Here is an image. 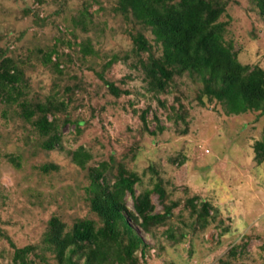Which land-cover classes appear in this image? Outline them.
Wrapping results in <instances>:
<instances>
[{"label": "rangeland", "instance_id": "1", "mask_svg": "<svg viewBox=\"0 0 264 264\" xmlns=\"http://www.w3.org/2000/svg\"><path fill=\"white\" fill-rule=\"evenodd\" d=\"M117 1L0 0V61H22L26 98L65 104L57 116L58 144L50 152L25 142L29 127L0 104V264H13V248L6 237L16 248L33 245L40 252L52 217L65 223V233L78 219L98 222L85 192L88 170L75 165L70 156L80 147L91 155L86 168L108 164L104 175L111 186L117 167L135 174V193L150 191L154 213L162 211L152 192L157 184L166 192L165 203L179 204L152 234L131 224L151 247L139 264H264V162H256L253 150L263 137L264 114L229 115L205 98L201 105L196 96L201 86L187 76L175 78L165 93L146 91L127 33L130 24L115 11ZM218 22L221 45L236 62L264 71V19L253 0H228ZM145 36L154 54L161 55L152 33L146 31ZM84 43L94 55L83 57ZM53 47L58 54L70 55L71 61L62 56L63 74L43 64L37 51ZM147 55L140 56L146 60ZM113 56L116 61L103 79L129 92L118 98L97 74ZM77 82L80 88L68 95L64 87ZM65 118L70 122L63 123ZM76 121L82 125L77 127ZM152 131L156 134L150 135ZM9 156H20L21 167L16 168ZM46 164L57 170L43 173L40 167ZM194 196L210 205L203 230L190 229L195 220L184 207ZM122 201L135 213L129 194ZM167 228L185 233L184 238L169 240ZM44 254L45 261L35 259L34 264H58L51 252Z\"/></svg>", "mask_w": 264, "mask_h": 264}, {"label": "trees", "instance_id": "2", "mask_svg": "<svg viewBox=\"0 0 264 264\" xmlns=\"http://www.w3.org/2000/svg\"><path fill=\"white\" fill-rule=\"evenodd\" d=\"M227 1H117L115 11L130 24L127 33L144 74L146 91L153 94L165 93L175 78L187 76L194 84L199 83L201 86L196 92L201 105H204L205 98L208 103L220 104L229 115L254 111L259 115L264 114V71L241 66L221 45L222 23L218 19L225 12ZM253 2L257 13L264 19V0ZM146 31H150L155 44L160 45L161 55L154 54L153 47L145 36ZM60 43L69 47L72 45L69 41L64 43L61 40ZM80 47L83 57L95 54L88 44L84 43ZM37 51L42 54L41 62L50 64L59 74H63L59 67L65 62V58L71 61L70 55L58 54L54 47L49 52ZM142 53L148 54L146 60L141 58ZM52 56L56 57L55 61H52ZM115 61L116 57H111L97 74L110 94L118 98L129 92L103 79L104 71ZM21 63L22 61L13 58L0 61V104L5 106V113L12 112L23 125L29 127L25 142L37 146L43 152H50L58 144L57 130L60 122L57 116L65 111V104L52 98H47L45 102H40L37 98H26L27 82ZM72 78L77 79L74 76ZM79 88L77 82L72 87H64V91L72 95ZM146 113L147 111H143L141 114L143 122ZM49 117L52 119L49 120ZM178 118L183 119L180 116ZM67 122L70 121L65 118L63 123ZM75 123L77 127L82 125L81 121ZM162 130L163 128H158V131ZM155 134L154 131L150 132V135ZM253 150L256 162L263 163L264 131L262 139L255 142ZM70 156L75 165L88 170L85 192L90 211L97 216L98 222L78 219L70 231L65 233V223L52 217L43 238L45 246L40 252L33 245L16 248L5 236L13 248V264H34L35 259L45 261V251L51 252L58 264H80L81 260V264H139L151 247L132 229L131 224L146 234H152V229L163 224L179 204L165 203L166 192L157 184L152 192L158 195L162 211L154 213L150 191H143L138 195L135 193L134 183L138 180L135 174L126 171L123 166L117 167L116 182L111 186L108 177L104 175L108 170L107 163H102L101 169L86 168L91 155L82 147L71 152ZM8 159L16 168L21 167L20 156H9ZM40 169L43 173H48L57 170V166L46 164ZM125 194L133 199L135 213L129 211L122 201ZM184 207L189 209L190 216L195 220L190 229L203 230L208 222L210 205L194 196L184 202ZM164 234L173 242L185 236V233L175 232L171 228H167ZM30 255L33 259L29 258Z\"/></svg>", "mask_w": 264, "mask_h": 264}]
</instances>
